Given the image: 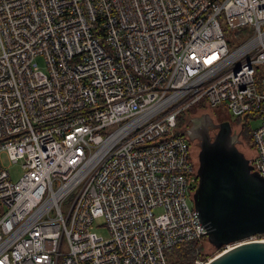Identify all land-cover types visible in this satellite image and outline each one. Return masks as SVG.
I'll use <instances>...</instances> for the list:
<instances>
[{"label":"built area","instance_id":"built-area-1","mask_svg":"<svg viewBox=\"0 0 264 264\" xmlns=\"http://www.w3.org/2000/svg\"><path fill=\"white\" fill-rule=\"evenodd\" d=\"M202 99L259 114L264 176V0H0V264H169L206 235L178 125Z\"/></svg>","mask_w":264,"mask_h":264},{"label":"water","instance_id":"water-1","mask_svg":"<svg viewBox=\"0 0 264 264\" xmlns=\"http://www.w3.org/2000/svg\"><path fill=\"white\" fill-rule=\"evenodd\" d=\"M228 123V121H224ZM200 180L194 205L208 227L211 242L223 247L206 264H264V176L228 142L202 138Z\"/></svg>","mask_w":264,"mask_h":264},{"label":"flooded vegetation","instance_id":"flooded-vegetation-1","mask_svg":"<svg viewBox=\"0 0 264 264\" xmlns=\"http://www.w3.org/2000/svg\"><path fill=\"white\" fill-rule=\"evenodd\" d=\"M197 110L200 111L197 113ZM197 110L193 112L192 109H189V119L184 125L190 145L191 158L193 160L195 174L194 184L196 189L200 180L203 151L202 138L204 134L210 137L213 141H220L221 144L223 142H228L231 148H235V150L244 156V158L250 160V156L252 155L245 146V132L241 128L240 118L235 122L229 120L227 117L220 118L215 116L207 111V108H200ZM200 117H202V120L196 122V119H199ZM224 121H228V123H224ZM196 144H198V147ZM196 148L198 153H196Z\"/></svg>","mask_w":264,"mask_h":264},{"label":"rangeland","instance_id":"rangeland-1","mask_svg":"<svg viewBox=\"0 0 264 264\" xmlns=\"http://www.w3.org/2000/svg\"><path fill=\"white\" fill-rule=\"evenodd\" d=\"M219 19H220V22L222 24V26L225 28L226 30V36L228 39H230L232 36H233V30L230 31L227 29V20L225 18V16L223 14H220L219 15ZM37 60L39 62V65L45 69L46 65H45V61H44V57L43 56H38L37 57ZM199 106H206L205 105V101L202 99L201 101H198L196 102L195 104L192 105V111L195 112L196 111V108L199 107ZM209 111L211 114L215 115V116H218L220 118H224V117H227L229 120L231 121H235L237 122L238 119L240 118V123L243 121V119L241 118L242 115H235L233 114L230 109L228 108L227 104H226V101H222L219 105L215 106L214 109H210L208 108ZM198 111L200 110H197V113ZM182 115V114H181ZM202 120V117H200L199 119H196V122ZM260 123V118H259V115L258 113L254 112L252 113V116L248 119V126H249V131L245 130V135H244V138L246 140V144L249 145V149L248 151L251 152V150H253L255 148V145H254V139H253V130L254 128H256ZM196 146L198 147V144H196ZM196 153L197 152V148H196ZM253 155H251L250 157H252ZM1 158H2V162L4 165L8 166V169L10 171V174H11V177L14 181L18 180L20 178V176L23 174L24 172V168L22 166V163H23V159H19L18 161H11L9 158H8V155L6 152H3L1 154ZM189 201L191 203H193V199L192 197L189 199ZM70 207V204L69 203H65L63 205V211L67 212L68 209ZM163 211V207L162 206H158V207H155L154 208V212L156 214L160 213ZM94 230L99 234V235H102L104 237H108L109 236V229L108 227L106 226L105 224V220H104V217L100 216L96 219V222H95V225H94ZM206 237H208V233L205 235ZM264 237V235L262 236ZM68 249V244H67V241H66V238H64V241H63V244H62V250L63 251H66ZM220 250L218 248H214L209 242H205V245H204V250L203 252L205 253L206 252V256H200V257H210V256H213L215 254H217ZM199 258V257H197Z\"/></svg>","mask_w":264,"mask_h":264},{"label":"trees","instance_id":"trees-1","mask_svg":"<svg viewBox=\"0 0 264 264\" xmlns=\"http://www.w3.org/2000/svg\"><path fill=\"white\" fill-rule=\"evenodd\" d=\"M200 108L204 109L203 106L202 107L199 106V107L196 108V110L200 109ZM188 111L186 113H184V114L179 116V122H178L179 126L185 125V122L188 121L189 115H190L188 113ZM251 116H252V113H246V114L242 115V117H241L243 119V121L241 122V128H242V130L244 132H245V130L249 131L248 119ZM246 143L247 142L245 140V146L248 148L249 145L246 144ZM250 153L253 155L254 154V149L251 150ZM252 157L250 158L249 161H250L251 166L253 168ZM195 190H196V187H195V184H194L191 187V191H192L191 197L193 199V202H194ZM205 242H209L214 248L215 247L218 248V249L220 248V246H218V245L214 244L213 242H211V240L209 239V236L206 237L205 235H203L202 237H200L198 239H192V240H188V241H183L181 243H178V244H175V245L171 246L170 248H168L166 250V254H167V257H168L169 264H193L194 261L197 259V257L206 256L207 255L206 252L205 253L203 252Z\"/></svg>","mask_w":264,"mask_h":264}]
</instances>
